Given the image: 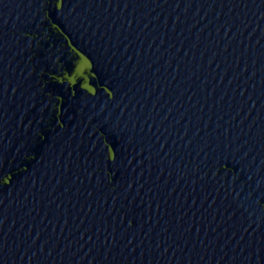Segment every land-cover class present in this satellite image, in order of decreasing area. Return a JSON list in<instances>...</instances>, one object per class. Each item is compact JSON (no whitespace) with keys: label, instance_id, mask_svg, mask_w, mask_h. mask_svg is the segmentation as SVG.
Returning <instances> with one entry per match:
<instances>
[{"label":"water","instance_id":"95a60500","mask_svg":"<svg viewBox=\"0 0 264 264\" xmlns=\"http://www.w3.org/2000/svg\"><path fill=\"white\" fill-rule=\"evenodd\" d=\"M0 264H264V0H0Z\"/></svg>","mask_w":264,"mask_h":264}]
</instances>
